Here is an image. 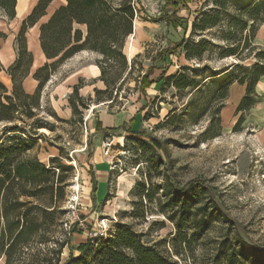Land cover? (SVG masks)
I'll return each mask as SVG.
<instances>
[{"label":"rangeland","instance_id":"obj_1","mask_svg":"<svg viewBox=\"0 0 264 264\" xmlns=\"http://www.w3.org/2000/svg\"><path fill=\"white\" fill-rule=\"evenodd\" d=\"M136 1L133 31L123 47L127 70L129 67L131 70L120 84L119 80L126 75L123 63H104L105 74L111 82L98 96L99 103L105 102L110 112L139 110L138 120L129 131L142 133L145 139L148 136L159 139L170 155L172 173L179 185L192 179L206 181L222 209L241 224L254 244L264 248V137L255 127L240 126L233 130L234 125L224 128L220 121L219 127L217 121L218 108L226 100L221 97L226 78L247 75L256 63H264V48L254 41L258 28L264 23L259 21L264 17V0H221L225 7L216 8L220 10L217 22L192 35L191 21L196 11L200 7L207 10L213 5L212 0H176L179 9L175 14L183 21V26L187 25L188 49L199 52V57L188 59L183 49L175 51L169 56L171 65L167 75L178 71L179 87L171 80L160 88L150 86L144 95L138 90L140 75L148 67H154L151 77L160 73L162 63L152 64V58L159 50L171 47L181 37L182 29L173 30L166 24V16L173 9L171 0ZM252 18H255L254 31L249 30ZM0 27L3 31L9 29L3 23ZM229 49L234 54L229 55ZM88 54L101 58L95 52ZM182 65L186 68L181 69ZM0 80L10 88L6 74L0 73ZM55 82L52 79L47 88ZM47 88L37 117L46 120L49 128L38 129L39 138L30 155H36L47 166L59 167L56 170L64 179L60 205L65 210L62 217L67 224L70 207L80 219H85V227L76 224L70 227L73 233L69 246L62 250L61 262L69 252L78 254V245L85 241L88 230L102 224L108 229L117 222L130 225L141 233L144 243L156 244L178 264L191 263L189 254L177 257L171 252L168 241L175 231L173 224L157 211L154 202L137 194L139 187L135 183L138 181L157 186L164 184V169L155 161L156 151L148 146L141 148L137 141L128 139L133 135L130 132L95 134L92 128L99 109L95 95L90 101L84 99L87 107H79L80 112L75 116L71 114L67 119L53 116ZM2 126L0 123V136ZM100 142L103 158L110 165V178L108 182L98 178L96 184L93 153ZM105 143L110 144L108 153H105ZM148 158L153 160L150 167L146 165ZM163 158L166 160L164 155ZM158 191L157 196L163 199L164 190ZM204 197L198 194L197 201L200 203ZM140 211H144V215L134 217ZM63 228L69 229L64 225ZM226 228L227 224L216 218L203 245L193 246L197 264L205 261L206 249H213Z\"/></svg>","mask_w":264,"mask_h":264},{"label":"trees","instance_id":"obj_2","mask_svg":"<svg viewBox=\"0 0 264 264\" xmlns=\"http://www.w3.org/2000/svg\"><path fill=\"white\" fill-rule=\"evenodd\" d=\"M50 1L37 0L15 35V60L7 68L0 64V71L5 72L11 84L8 88L0 80V123L3 124L0 136V264H178L156 244L144 243L141 233L130 225L117 222L104 235L86 238L78 245V254L69 252L68 257L61 262L62 250L69 246L73 233V228L66 231L63 228L65 210L61 209L60 203L64 196V179L56 170L58 166H47L36 155H30L39 138L38 129L49 128L46 120L37 117L41 107V91L57 67L81 50L101 56L96 59V64L100 69L99 79L106 88L95 90L96 103L100 102L98 96L107 90L111 82L105 74L104 63H123L126 75L119 80L121 84L131 70V67L127 70L123 47L133 31L138 5L136 0H65L64 5L58 6L39 24V45L47 61L34 71L33 78L37 86L32 93H27L22 82L29 73L32 54L27 49L25 32L45 14ZM15 4L16 0H0V20L15 16ZM171 4L173 9L166 16V24L173 30L181 27V37L171 47L159 50L152 58V64L156 61L162 63L157 76L151 77L154 67H148L140 75L138 90L143 95L152 83L160 88L173 80L179 87L176 80L180 73L176 71L167 75L168 66L171 65L169 56L175 51L183 49L188 59L199 57V52L189 51V36L185 37L187 25L183 26V21L175 14L179 3L171 0ZM212 4L207 10L200 7L196 11L191 21L190 35L212 27L217 22L220 10L216 8H224V2L212 0ZM210 11L216 12L210 15ZM259 21L263 23L264 17ZM254 23L255 18H252L249 30H255ZM81 26H84V31ZM5 36L0 29V39ZM227 52H230L229 55L234 54L232 49ZM232 68L226 69V72ZM262 74L264 63H256L247 75H231L223 82L224 96L221 97L225 98L232 82L245 85V93L235 110L241 114L233 130L241 128L243 113L255 104V84ZM82 83L79 79L68 99L72 116L80 112L79 107H87L84 102L86 98L78 95ZM87 98L91 100V97ZM222 107L223 104L217 111L219 127ZM52 114L59 118L53 110ZM114 131V128L98 129L97 123L95 133ZM129 132L133 135H129L128 139L137 141L141 148L148 146L154 149L156 163L163 165V185L138 181L135 186L139 187L137 194L154 202L157 211L173 224L175 231L168 241L173 255L182 257L189 254L192 260L188 264H197L193 246L203 245L212 223L219 218L227 224V228L213 249H206L203 255L205 261L201 264H264V248L254 244L241 224L222 209L206 181L192 179L185 185H179L172 173L170 155L160 140L152 136L145 139L142 133ZM50 160L53 162V159ZM146 162L150 167L153 160L148 158ZM160 188L164 190L163 199L157 196ZM198 194L205 196L200 203L197 201ZM144 213L140 211L134 217L143 216Z\"/></svg>","mask_w":264,"mask_h":264},{"label":"crops","instance_id":"obj_3","mask_svg":"<svg viewBox=\"0 0 264 264\" xmlns=\"http://www.w3.org/2000/svg\"><path fill=\"white\" fill-rule=\"evenodd\" d=\"M36 2L37 0H16L15 16L12 19L3 17L0 20V26L3 23L6 26V29L9 27V29L5 31L0 27V29L6 34L4 38L0 39V64L4 68H7L15 60V35L22 20L31 12ZM64 4L65 0H51L45 9V14L36 24L28 28L25 32L27 49L32 54L29 73L22 82L23 89L27 93H32L37 86V81L33 78L34 71L47 61L39 45V24L44 22L58 6ZM81 28L84 30V26H81ZM254 41L256 45L264 48V23L258 28ZM89 52L94 53L88 50H81L65 60L64 63H62L58 69L50 75L49 80L43 87V92L41 91V97H44L46 94L44 90H46L47 85L52 79L56 80L54 85L50 87V89H47L49 92L48 98L51 108L60 118L67 119L72 114L68 99L73 91V86L78 83L79 79L83 81L81 87L78 88V95L82 98L93 97L95 90L105 89L103 81L99 79L100 69L96 64V58L98 56L90 57L88 54ZM61 72L64 73L62 74ZM0 73L5 74L4 71H0ZM6 77L8 78V84H10L9 77L7 75ZM154 85L155 83H152L150 86ZM255 92L257 100L251 108L243 113V122L241 126L244 128L255 127L260 136L264 137V74H262L257 80L255 84ZM244 93V84L232 82L229 85L225 103L219 112L221 126L224 128H231L236 123L241 112L236 113L235 110ZM102 103H99V106L96 107L99 109L97 110L98 118L92 128L94 133L97 128V123L98 129L114 128V132L123 131L124 133L133 130L134 123L138 120L139 110H137L138 112H132L122 109L116 112H110L106 109L107 105H105V102ZM106 103L109 104V101ZM99 133L100 132L95 134ZM93 158V170L96 184L98 178L108 182L110 178V165L107 160L103 158V146L101 145V142L100 145L95 146Z\"/></svg>","mask_w":264,"mask_h":264},{"label":"built area","instance_id":"obj_4","mask_svg":"<svg viewBox=\"0 0 264 264\" xmlns=\"http://www.w3.org/2000/svg\"><path fill=\"white\" fill-rule=\"evenodd\" d=\"M104 148H105V153H108V151L110 150V144L109 143H105L104 144ZM70 211H69V225L67 224V222L65 221V223L63 224L65 227L68 226L69 229L71 227L72 224H76L78 225V227H85V219H80L78 217V215L76 214V211L74 208L70 207ZM107 231V227L102 224V226H99L97 229H90L87 231V238H94V237H98V236H102L105 234V232Z\"/></svg>","mask_w":264,"mask_h":264}]
</instances>
